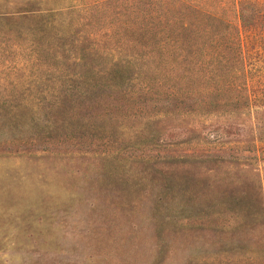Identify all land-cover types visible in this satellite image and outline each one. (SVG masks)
<instances>
[{
  "label": "rangeland",
  "instance_id": "rangeland-1",
  "mask_svg": "<svg viewBox=\"0 0 264 264\" xmlns=\"http://www.w3.org/2000/svg\"><path fill=\"white\" fill-rule=\"evenodd\" d=\"M98 1L0 0V264H264V0L238 31Z\"/></svg>",
  "mask_w": 264,
  "mask_h": 264
},
{
  "label": "trees",
  "instance_id": "trees-1",
  "mask_svg": "<svg viewBox=\"0 0 264 264\" xmlns=\"http://www.w3.org/2000/svg\"><path fill=\"white\" fill-rule=\"evenodd\" d=\"M35 1L36 2H32L31 4H29V2H25L17 10V13H19L18 18L20 20H27V18H30V20L27 22V26L31 30H34L36 28H38L39 30H43V27H53L54 25H60L65 27V25L61 22L64 16H69L75 11H87L88 9H86V6L89 5L86 0H59L60 2H62V4H60L62 6L59 8H55L54 6L57 0H50L53 2L52 5L49 7L41 6L43 0ZM93 1L94 2H91L92 8L96 7V10H99V8H97L99 1ZM100 1L105 2L109 5L111 3L116 4L118 1L122 0ZM233 1L236 5L235 16L238 20V25L234 27L238 31L240 30L239 27L250 25L249 19L254 16L258 10L251 0ZM77 2H79V4L77 7H75V3ZM143 4L144 6H148V10L152 9L153 11V16H151V18H154V21H152V23L150 24L152 27H159L161 23L164 27H167L168 29L185 28L186 22H184L183 16L179 18L177 16V13L180 12L190 13L196 19V22L192 27L201 28L202 31H206V25L210 27L217 25L216 21L218 20H220L223 24L225 23L222 19L218 18L216 15L211 13V11H215V6H208L205 8L202 4H199L193 0H135L134 12L141 10ZM113 9H117L116 6H113ZM134 15L136 18H138V12H136ZM44 17L46 18L43 19ZM162 17H164V19L160 20ZM136 21H138L139 23L138 19ZM4 25H6V23ZM195 33L196 39L201 38V36H203V33L197 31V29Z\"/></svg>",
  "mask_w": 264,
  "mask_h": 264
}]
</instances>
